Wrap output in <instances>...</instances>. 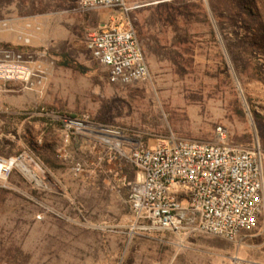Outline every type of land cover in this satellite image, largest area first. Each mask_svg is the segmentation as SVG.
Segmentation results:
<instances>
[{"label": "rangeland", "instance_id": "374dc122", "mask_svg": "<svg viewBox=\"0 0 264 264\" xmlns=\"http://www.w3.org/2000/svg\"><path fill=\"white\" fill-rule=\"evenodd\" d=\"M235 1L260 17L250 29L221 0H128L149 78L121 85L86 49L110 9L0 0V20L12 28L0 32V48L52 62L41 87L6 84L0 95V156L26 152L46 180L39 187L15 170L0 187V264H226L231 255L264 263V212L255 230L229 241L145 230L129 200L141 180L139 170L128 179L132 149L169 137L212 141L221 128L229 141L258 147L264 172V120L245 101L264 118V0ZM27 25L33 37L23 45ZM60 111L98 134L64 128ZM31 146L54 150L57 167Z\"/></svg>", "mask_w": 264, "mask_h": 264}, {"label": "built area", "instance_id": "2783aa9c", "mask_svg": "<svg viewBox=\"0 0 264 264\" xmlns=\"http://www.w3.org/2000/svg\"><path fill=\"white\" fill-rule=\"evenodd\" d=\"M127 2L77 0L83 10L112 11L108 22L92 29L86 38V49L107 69L112 84L127 85L149 78L129 16L133 7ZM11 29L9 21L0 20V32ZM31 31L27 25L20 34L23 45L32 40ZM37 57L0 48V95L6 84L27 90L45 84L52 62ZM61 123L64 128L97 133L84 118L65 116ZM26 157L33 161L26 152L0 156V187H6L12 172L18 170L17 162ZM129 159L141 174L129 200L136 219L146 224L145 230L202 233L231 241L257 228L264 212V172L255 145L231 142L225 131L217 128L212 141L169 137L153 147L135 146ZM226 264L264 263L231 255Z\"/></svg>", "mask_w": 264, "mask_h": 264}, {"label": "trees", "instance_id": "16d2710c", "mask_svg": "<svg viewBox=\"0 0 264 264\" xmlns=\"http://www.w3.org/2000/svg\"><path fill=\"white\" fill-rule=\"evenodd\" d=\"M180 2L182 1H185V0H178ZM213 0H208L209 4H213L212 2ZM220 2V0H217ZM223 1L224 5L226 6L227 10L233 14H236L237 16L247 20L250 24H249V29L252 27V25H255L259 20H260V17L258 16V14H254L253 12H251L250 8L248 7H245L242 3H239V2H236L235 0H221ZM76 68H78L79 70H82V68H80L79 66H76ZM246 103L248 106H250V112L252 113L253 115V118L254 119H262L264 120V118L262 116H259L258 114H256L254 112V110L252 109V104H251V99L250 98H247L245 99ZM239 105V103H238ZM41 113H49L51 111H54L52 108H49V107H44V108H39ZM240 113H242L241 110H239ZM57 115H60V116H68V117H71V118H76L75 115L73 114H64L62 111L56 113ZM33 120H40L42 121L43 123H45V125L48 123L47 120L45 118H34ZM53 124H55V122H52ZM58 123L59 125H61V123L59 122H56ZM51 127V125L49 126ZM3 142L0 141V145L2 144ZM32 149L35 151V153L37 154V156L41 159V161L49 168H55L57 167V154L54 152V150H52L51 148H43L41 150H38L37 148H34L33 146H31ZM3 150H2V147H0V155L3 154ZM107 161L108 159L105 158V160L103 161V164L106 165L107 164ZM139 169L137 168H134L128 179L129 181L133 180L134 177H135V174L136 172L138 171ZM15 170L12 172L14 173Z\"/></svg>", "mask_w": 264, "mask_h": 264}, {"label": "bare ground", "instance_id": "6f19581e", "mask_svg": "<svg viewBox=\"0 0 264 264\" xmlns=\"http://www.w3.org/2000/svg\"><path fill=\"white\" fill-rule=\"evenodd\" d=\"M29 163L30 161L27 158H23L19 163L17 162L16 167L29 181L39 187H45L46 180L43 176V170L39 166H31Z\"/></svg>", "mask_w": 264, "mask_h": 264}, {"label": "crops", "instance_id": "0c3cea01", "mask_svg": "<svg viewBox=\"0 0 264 264\" xmlns=\"http://www.w3.org/2000/svg\"><path fill=\"white\" fill-rule=\"evenodd\" d=\"M158 232H166V231H158ZM193 234H198V233H193ZM186 236L187 235H191V234H185Z\"/></svg>", "mask_w": 264, "mask_h": 264}]
</instances>
